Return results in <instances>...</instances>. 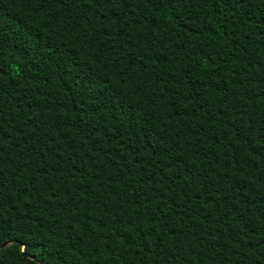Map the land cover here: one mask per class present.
Segmentation results:
<instances>
[{"label": "trees", "instance_id": "trees-1", "mask_svg": "<svg viewBox=\"0 0 264 264\" xmlns=\"http://www.w3.org/2000/svg\"><path fill=\"white\" fill-rule=\"evenodd\" d=\"M38 263L264 264V0H0V264Z\"/></svg>", "mask_w": 264, "mask_h": 264}, {"label": "water", "instance_id": "water-1", "mask_svg": "<svg viewBox=\"0 0 264 264\" xmlns=\"http://www.w3.org/2000/svg\"><path fill=\"white\" fill-rule=\"evenodd\" d=\"M5 246V245H4ZM19 246H20V251H21V253H22V255H24V253H23V251H22V244H19ZM31 259H34V257H30ZM38 264H40V263H38Z\"/></svg>", "mask_w": 264, "mask_h": 264}]
</instances>
